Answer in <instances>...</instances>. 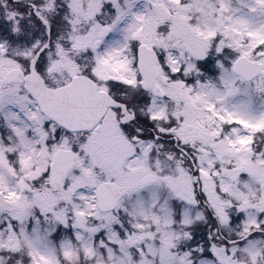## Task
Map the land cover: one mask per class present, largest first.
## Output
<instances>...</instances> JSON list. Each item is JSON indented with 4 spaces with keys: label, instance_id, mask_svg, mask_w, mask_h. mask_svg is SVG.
I'll return each mask as SVG.
<instances>
[{
    "label": "snow or ice",
    "instance_id": "snow-or-ice-1",
    "mask_svg": "<svg viewBox=\"0 0 264 264\" xmlns=\"http://www.w3.org/2000/svg\"><path fill=\"white\" fill-rule=\"evenodd\" d=\"M0 264H264V0H0Z\"/></svg>",
    "mask_w": 264,
    "mask_h": 264
}]
</instances>
